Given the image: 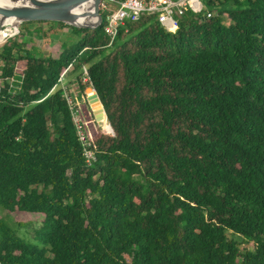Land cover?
<instances>
[{
  "label": "trees",
  "instance_id": "1",
  "mask_svg": "<svg viewBox=\"0 0 264 264\" xmlns=\"http://www.w3.org/2000/svg\"><path fill=\"white\" fill-rule=\"evenodd\" d=\"M117 1L0 43V264H264V0H206L176 33L143 16L110 46Z\"/></svg>",
  "mask_w": 264,
  "mask_h": 264
},
{
  "label": "built area",
  "instance_id": "2",
  "mask_svg": "<svg viewBox=\"0 0 264 264\" xmlns=\"http://www.w3.org/2000/svg\"><path fill=\"white\" fill-rule=\"evenodd\" d=\"M205 2L206 0H118L117 9L107 19L105 33L110 39V46H112L125 23L137 22L143 16L156 17L167 32L176 33L185 9H189L194 14H204L205 17L213 16L208 11ZM15 32L18 34L19 30ZM66 97L72 104L73 100L69 93H66ZM75 123L80 139L86 147L88 143L81 127L77 120ZM85 157L90 165L95 160L93 153L89 150H85Z\"/></svg>",
  "mask_w": 264,
  "mask_h": 264
},
{
  "label": "water",
  "instance_id": "3",
  "mask_svg": "<svg viewBox=\"0 0 264 264\" xmlns=\"http://www.w3.org/2000/svg\"><path fill=\"white\" fill-rule=\"evenodd\" d=\"M103 2L104 0H26V4L21 6H0V16L4 20L16 21L17 30L21 23L30 21L61 22L78 28L95 29L103 23ZM88 5H91L90 10L80 11ZM89 17L97 18L96 24H81L82 19Z\"/></svg>",
  "mask_w": 264,
  "mask_h": 264
},
{
  "label": "rangeland",
  "instance_id": "4",
  "mask_svg": "<svg viewBox=\"0 0 264 264\" xmlns=\"http://www.w3.org/2000/svg\"><path fill=\"white\" fill-rule=\"evenodd\" d=\"M6 28L3 27V30H5ZM64 34H57V35H53L52 36V39H51V45L50 46H54V45H61L62 43H65V42H69V38H68V35L69 34V29L66 28L64 30ZM16 32L14 31L13 33H9L7 34V36H5L3 39L0 38V43L5 41L7 38H10V37H13L15 36ZM37 40V43L39 45H43V41L41 40V38H36ZM71 76L69 75L70 79L73 77V79H69V82L68 83H64L65 84V87H66V90L67 92L69 93V96H71L73 98L74 101L76 100H79L81 98V94H80V91H79V88H78V85H77V82H76V78L78 77L79 75V72H76V71H70ZM75 78V79H74ZM68 81V80H67ZM70 83V84H69ZM86 95L89 99V102H90V105L92 107V109L94 110L95 112V115H96V118L100 124V126L104 129H108L107 125L104 123V121H100L99 120V117L97 115V111H96V96L94 94V92L92 90H87L86 91ZM96 98V99H95ZM73 102V101H72ZM0 214H4V211L0 208ZM5 222L14 230V231H17V234L24 238L27 242L29 243H37L34 241V239L32 238L33 236V233H34V227L33 226H28L27 228L25 229H18V227L16 226V224L14 223V219L12 220L11 218H7L5 217ZM40 221H38V224H39ZM36 224V225H38ZM231 238H235L237 241L241 242L242 241V238L241 237H237V236H233V235H230ZM245 246V245H243Z\"/></svg>",
  "mask_w": 264,
  "mask_h": 264
},
{
  "label": "bare ground",
  "instance_id": "5",
  "mask_svg": "<svg viewBox=\"0 0 264 264\" xmlns=\"http://www.w3.org/2000/svg\"><path fill=\"white\" fill-rule=\"evenodd\" d=\"M24 4H26V0H0V6H3V7L21 6ZM84 9L90 10L91 5L81 8L80 11H83ZM80 22L83 25H94L97 22V18L89 17V18L82 19ZM16 26H17L16 21L12 19L4 20L2 16H0V38L2 39L5 36H7V34L13 33L14 31H16L17 30ZM3 27H5L6 29L3 30Z\"/></svg>",
  "mask_w": 264,
  "mask_h": 264
}]
</instances>
